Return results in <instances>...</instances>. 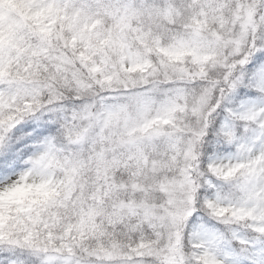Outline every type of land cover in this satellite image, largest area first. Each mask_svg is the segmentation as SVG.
Returning <instances> with one entry per match:
<instances>
[{
    "label": "snow or ice",
    "instance_id": "1",
    "mask_svg": "<svg viewBox=\"0 0 264 264\" xmlns=\"http://www.w3.org/2000/svg\"><path fill=\"white\" fill-rule=\"evenodd\" d=\"M0 264H264V0H0Z\"/></svg>",
    "mask_w": 264,
    "mask_h": 264
}]
</instances>
